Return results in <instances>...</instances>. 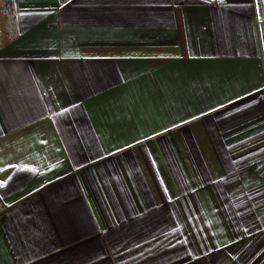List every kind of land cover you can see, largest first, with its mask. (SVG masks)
I'll return each mask as SVG.
<instances>
[{"label":"crops","instance_id":"1","mask_svg":"<svg viewBox=\"0 0 264 264\" xmlns=\"http://www.w3.org/2000/svg\"><path fill=\"white\" fill-rule=\"evenodd\" d=\"M0 264H264V0H0Z\"/></svg>","mask_w":264,"mask_h":264}]
</instances>
